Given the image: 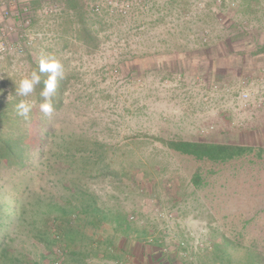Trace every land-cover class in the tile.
Segmentation results:
<instances>
[{
    "label": "rangeland",
    "instance_id": "rangeland-1",
    "mask_svg": "<svg viewBox=\"0 0 264 264\" xmlns=\"http://www.w3.org/2000/svg\"><path fill=\"white\" fill-rule=\"evenodd\" d=\"M194 1V7L184 11V21H192L195 28L200 26L202 33L205 29L208 32L198 36L199 40L193 37L190 43L196 54L185 65L167 66L162 63L164 59L160 60H174L177 56L142 55L145 27L130 23L126 17L95 14L88 4L82 7L83 19L98 31L101 43L97 50L86 52L75 40L80 17L76 13L54 14L50 24L59 29L53 28L54 36L37 38L34 46L22 54L0 55V108L12 113L8 103L14 86L31 70L29 57L39 62L42 56H54L69 77L64 105L55 114L45 116L37 104L26 127L38 135L49 130V138L56 141L64 134H73L95 144L101 156L98 166L106 163L109 168L84 179V192L92 195L99 208L133 217L131 226L135 231L131 240L155 241L162 239L164 231L167 237L198 245L223 244L215 253L228 264H246L250 258L264 264V133L257 132V126L264 121L248 112H237L233 95L210 88L211 83L220 82L208 64L211 59L218 64L217 56L213 58L209 49L220 41L221 23L216 15L222 7L218 0H199L202 6ZM139 3L140 0L135 6ZM135 6L127 18L135 14ZM165 18L174 29V18L167 14ZM158 32L151 29L149 33L151 48H170L177 43L173 36L157 38ZM14 39L11 35L6 41L12 43ZM187 41L181 39V44L190 46ZM142 60H148L149 65ZM234 88L235 85L231 87ZM155 137L239 143L253 147V151L224 164L198 161L168 149ZM36 159L31 157L34 169L25 177L29 178V190L53 195L62 202L67 191L59 181L61 173L56 172L66 164L52 157L49 161ZM123 165L145 167L154 175L149 179L137 176L134 182L120 174ZM196 170L203 181L198 187L191 182ZM8 175L2 174L0 184L10 178ZM96 233L116 242L128 239L107 220L97 227L86 226L74 239L66 236V246H61L59 253L61 264H83L85 261L74 255L72 247ZM12 237L32 260L47 254L41 245H31L22 233L14 232ZM99 252L105 254V260L93 256L96 260L87 264L109 261L112 251ZM44 262L48 263V258Z\"/></svg>",
    "mask_w": 264,
    "mask_h": 264
},
{
    "label": "trees",
    "instance_id": "trees-1",
    "mask_svg": "<svg viewBox=\"0 0 264 264\" xmlns=\"http://www.w3.org/2000/svg\"><path fill=\"white\" fill-rule=\"evenodd\" d=\"M70 6L76 10V15L81 19V27L75 35V40L84 46L86 52L97 50L101 43L98 31L91 29L84 21L83 10L80 7L71 4ZM29 63L30 72L38 71V62L29 57ZM47 76L48 73L41 74V84L37 86L29 100H35L39 104L43 99L40 91ZM68 82L69 77L66 75L62 80H58L56 92L52 96L54 106L52 114L63 107L64 92ZM17 86H14L12 98L8 103L12 113L3 112L0 108V180L3 179L2 174L5 172H8L10 177V180L4 179L0 184V264H53L56 255L61 253V246H66L64 243L66 236L72 240L81 235L84 227H97L105 220L114 223L115 228L128 235V238L131 237L135 230L131 226L130 217L121 211H105L99 208L92 195H86L84 192V179L97 176L103 169L109 168V164L106 163L104 167L98 166L101 156L94 149L95 144L73 134H64L56 141L49 138V130L40 135L32 133L26 127V123L32 120L34 109L28 119L17 115L18 101L26 98L16 95ZM38 121L43 122V120ZM155 140L176 153L191 156L198 161L207 160L220 164L253 151V147L239 143L161 137H155ZM261 151L259 150L258 155H261ZM31 157H34L35 161L36 157L42 161H49L52 157L54 161L66 164L56 172L61 173L62 178L59 181L67 191L62 202L53 195L29 190L27 185L29 178L25 177L29 176L34 167ZM105 157H109L108 150L105 152ZM45 163L43 164H48ZM120 174L134 182L137 176L149 179L154 175L145 167L129 166L128 168L124 165L120 168ZM19 176L21 177L18 179ZM191 182L195 187L203 183L198 170L193 173ZM14 232L22 233L24 238L35 247H38L37 244L41 245L47 254H41L42 257L32 260L24 253L22 246L14 244L15 238L12 237ZM55 248L59 249L58 253ZM47 258L48 263L44 262ZM246 264L258 263L250 258Z\"/></svg>",
    "mask_w": 264,
    "mask_h": 264
},
{
    "label": "crops",
    "instance_id": "crops-1",
    "mask_svg": "<svg viewBox=\"0 0 264 264\" xmlns=\"http://www.w3.org/2000/svg\"><path fill=\"white\" fill-rule=\"evenodd\" d=\"M1 1L7 0H0V3ZM230 2L235 3V8L231 9ZM17 3L20 7L27 6L30 9V24L27 29L33 34H43L42 38H49V34L54 36L53 28L59 30L57 25L54 27V25L50 24V19L53 15H43L41 12L44 6L52 3L60 5L62 9L59 13L55 14L57 16V14L70 15L76 13V10L70 4L80 7L81 10L82 7L85 8L87 4H91L87 0H17ZM194 4V0H140V3L135 6V14L129 18L126 17L130 23L134 25L135 23L141 24V27H145L143 29L146 32V41L142 42L143 46L140 49V53L146 55L147 58L151 54L153 56H177L174 60H168L166 57L160 60L164 59L162 63L167 66L169 64L172 66L185 65L186 61L190 60V56L196 54V49L192 48L193 45L191 44L193 37L196 36L195 39L197 40L199 37L205 35V33L207 35L208 32L205 29L203 34L202 29L199 28L200 26L195 28L192 21H184L186 19V16H184L186 12L184 11L193 8ZM220 6L222 10L220 14L216 15L221 23L220 41L215 42L214 46L212 44V48L209 49L213 58L217 56L215 58H217L218 64H214L215 60L211 59L208 69L213 70L214 77L220 80V89H222L220 91L227 93L225 90L230 89L227 94L233 95L242 77L248 76L256 83L264 71V0H223ZM166 14L171 16V19L174 18V29L169 27L168 22H165ZM19 18L17 14H14L11 18L4 19L1 16L0 6V29L8 23H16L17 28L23 29L19 24ZM151 29L159 31L156 34L157 38L164 40L173 36L177 40V43L170 48H151L148 42V39L151 38L149 35ZM169 31L172 33L169 34ZM196 31L199 32L193 34ZM42 38L39 37L38 39ZM181 39L188 40L187 42L190 46L181 44ZM215 39L218 40V38ZM142 61L146 63L148 60ZM144 65L148 66L149 64L146 63ZM213 84L211 83L210 85L212 90H214ZM233 85H235V88L231 89ZM236 111L248 112L250 113L249 116L254 115L257 119H263L264 121V106H255L245 110L238 109ZM257 128L258 134H263L264 122L259 124ZM161 234L162 239L155 241L126 238L123 242H116L115 240H111V238H105L102 233H96L92 238H80L81 240L78 241V244L72 248L74 255L86 262L83 264L96 260L93 256L98 258L97 260L103 259L102 261H104L105 254L99 251L105 253L106 249L112 251V254L108 255L110 257L109 263L228 264V261L221 254L215 253V250L221 248L223 244L205 242L198 245L197 242L182 241L171 236L167 237L164 231Z\"/></svg>",
    "mask_w": 264,
    "mask_h": 264
},
{
    "label": "built area",
    "instance_id": "built-area-1",
    "mask_svg": "<svg viewBox=\"0 0 264 264\" xmlns=\"http://www.w3.org/2000/svg\"><path fill=\"white\" fill-rule=\"evenodd\" d=\"M139 0H94L90 4L91 11L95 14H104L106 16H122L127 17L133 12L136 2ZM222 3L223 0H218ZM202 6L203 2H197ZM234 2H230V6H234ZM1 16L4 19L11 18L14 14H17L19 18V24L23 29L17 28L16 23H8L0 29V55L16 53L22 54L26 51V48L34 46L37 38L43 34L35 33L27 29L30 24V9L27 6H19L17 0L1 1ZM61 6L55 3L44 6L41 9L43 15H54L61 11ZM245 24V23H244ZM28 30V31H25ZM14 36V41L8 43L6 39L10 36ZM205 40V39H204ZM213 89H220L219 83L213 84ZM222 90V89H221ZM230 89H226L225 92L229 93ZM233 98L236 99L237 110H245L252 107L264 106V71L262 76L255 83L252 78L244 76L241 78L237 90L233 94ZM133 217H131L132 219ZM58 253L59 249H55ZM60 253V252H59ZM58 253V254H59ZM53 264H61L59 255L55 258ZM105 264H122L120 262Z\"/></svg>",
    "mask_w": 264,
    "mask_h": 264
},
{
    "label": "clouds",
    "instance_id": "clouds-1",
    "mask_svg": "<svg viewBox=\"0 0 264 264\" xmlns=\"http://www.w3.org/2000/svg\"><path fill=\"white\" fill-rule=\"evenodd\" d=\"M48 73L47 79L44 80V86L40 91L43 98L39 102V110L45 116H51L54 111L52 96L56 92L58 80L64 78V65L54 56H42L38 62V71L32 70L29 74L23 76L15 88L18 97H29L33 94L38 85L41 84V74ZM37 106L35 100L21 99L16 105L17 115L29 118L32 109Z\"/></svg>",
    "mask_w": 264,
    "mask_h": 264
}]
</instances>
